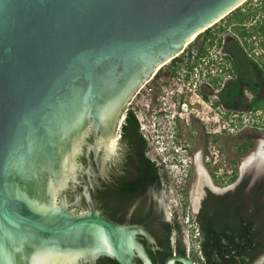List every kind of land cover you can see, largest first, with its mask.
<instances>
[{"label": "water", "instance_id": "1", "mask_svg": "<svg viewBox=\"0 0 264 264\" xmlns=\"http://www.w3.org/2000/svg\"><path fill=\"white\" fill-rule=\"evenodd\" d=\"M243 1L0 0V264H154L143 225L73 214L57 194L81 168L84 117L116 116L138 82ZM176 263L194 261L164 264Z\"/></svg>", "mask_w": 264, "mask_h": 264}, {"label": "flooded vegetation", "instance_id": "2", "mask_svg": "<svg viewBox=\"0 0 264 264\" xmlns=\"http://www.w3.org/2000/svg\"><path fill=\"white\" fill-rule=\"evenodd\" d=\"M255 12V15L249 16L248 11H241L242 23L233 19L230 33L222 44H219L218 40L206 42L201 39L198 42L199 50L195 62H187L180 67L186 68L187 71L182 94H170L175 85L170 82L167 70L162 71L166 62L138 82L127 102L117 110L116 116L111 117L107 112L102 115L96 127L93 118L84 117L85 143L76 157L81 168L76 169L74 177H71L57 194V203L65 198L73 214L91 213L96 210L113 219L112 221L115 219L122 220L125 224L143 225L152 235L148 224L154 225L161 234L165 233L164 224L171 223L177 217L174 218L169 213L164 190L159 189L154 175L144 170L142 157L157 163L162 173L167 170L157 162L154 140L141 130V126L140 134L146 142L144 146L131 127L130 136L124 135L127 114L132 112L137 118L136 111L141 108L149 126L154 120L164 122L175 142L200 141L203 146L206 145L203 154L209 152V147H213L219 163H226L229 173L221 176L212 173L213 184L207 185L213 189L207 187V193L195 212V217L200 216L210 202L213 203L215 216V212L222 209L223 213L227 214L229 224L237 226L246 240L239 250L240 253L253 258L251 264H264V85L258 70H264V41L256 36H248L253 26L264 23V11ZM219 54L229 61L228 69H224V65L219 63ZM257 63L259 67H256ZM254 78L259 80L255 86H259L260 93L249 87ZM239 82L241 91L237 97L235 88ZM246 89L253 94V101L261 99L259 107H251L253 102L248 105L250 103L245 95ZM100 91L109 95L108 86ZM144 92L148 93L149 97L146 107L141 103ZM104 95L101 97L105 98ZM101 97H94L95 101L100 102ZM105 101L106 99L102 103ZM247 107L260 112L251 116V129L229 132L226 135L215 132L221 110H225L224 120L230 121L231 112L240 109L245 111ZM165 108L169 111H165ZM173 111L176 113L174 121L171 117ZM240 136H243V139L238 142L237 138ZM109 139L111 140L108 142ZM224 141H229L228 153L224 149ZM188 146L193 154L192 146ZM260 148L262 150L259 152ZM199 230L202 237L200 226ZM153 237L155 244H149L144 237L138 239L145 246L151 260L149 251L159 250L157 238L154 235ZM172 242L175 243V238ZM185 243L187 252L186 239ZM199 247L202 250L201 245ZM228 249L229 246L223 251L225 259H232L235 264H240L234 255L227 254ZM174 255L181 256L177 253ZM185 257L192 259L194 264H199L196 260L197 254L188 255L187 252ZM135 261L137 264H140L139 261L145 264L139 256ZM206 262L204 260V264H207Z\"/></svg>", "mask_w": 264, "mask_h": 264}, {"label": "trees", "instance_id": "3", "mask_svg": "<svg viewBox=\"0 0 264 264\" xmlns=\"http://www.w3.org/2000/svg\"><path fill=\"white\" fill-rule=\"evenodd\" d=\"M245 8L247 10H245ZM248 11L250 14L249 16L255 15V11H264V0H256L254 2L253 0H248L242 7H239L234 12H232L230 15L225 17L223 20H227V24H232L233 19H235L237 22L242 23V13L241 11ZM252 32L248 34L250 38H253V36H256V38L263 39L264 41V23L258 26H253ZM225 29H219V32H223ZM204 39L207 41H215L218 40L219 44L223 43V40L221 37L218 38L217 34L213 32L212 29L206 30L204 33L200 34L194 42H192L187 50L186 53H188L189 62H191L194 51L199 50L198 42ZM264 46V42L262 43ZM253 49V48H252ZM253 61V59H251ZM178 61H183L181 58H176L173 60V63L175 64ZM254 62V61H253ZM264 65V62L262 63ZM259 64H256V67ZM259 67V66H258ZM260 72L261 80L264 85V70L261 68L258 69ZM259 82V80L256 78L251 80V83H249V87L255 91L260 93L261 90L259 86H255V83ZM241 86L240 82L237 83L235 88L236 96H240ZM260 98H257L255 101H253L251 107H259L260 105ZM127 125L125 126V137L130 136V129L135 130L136 135L139 138V141L141 145L144 146L146 142L144 139H142L141 136V130H140V124L136 118V116L129 112L127 114L126 119ZM179 145H182L180 142H177ZM142 156V155H141ZM143 164H144V170L147 172H151L154 177L156 178L157 184L159 186V189L162 190V182H168V172H161L160 167L155 162H151V160L142 157ZM163 167V165H162ZM99 196H97L98 198ZM211 197H209L210 199ZM207 200V203L209 201ZM213 203L210 202V205L207 206L208 208L204 210V212L200 216L195 217V222L200 226L202 231V237L199 236L195 239V241L198 242L199 245H201L203 253V260H201L197 255V261L199 264H204V260L207 261V264H235V262L232 259H225L223 255V251L227 246H229V249L227 251V254L234 255L240 262V264H251L252 259L249 258V256H246V254H241L239 250L242 249L243 244L246 242V240L241 235L239 229L235 225H231L228 222L227 214L223 213V210H218L215 216L213 210H212ZM113 220V219H112ZM118 224L125 225V223L121 220H115ZM150 231L153 233V235L157 238L159 250L149 251L150 255L152 257V260L154 264H164L166 260L173 256L175 253L181 256H186V243H185V236H184V230L182 223L178 219V217L173 220L169 224H164L165 233L161 234L158 229L154 227V225H147ZM175 238V243L172 242V239ZM200 242V243H199ZM234 247V249H233ZM196 258V257H195ZM140 264H143L141 261H139ZM96 264H119V262L110 257H100L97 260Z\"/></svg>", "mask_w": 264, "mask_h": 264}, {"label": "built area", "instance_id": "4", "mask_svg": "<svg viewBox=\"0 0 264 264\" xmlns=\"http://www.w3.org/2000/svg\"><path fill=\"white\" fill-rule=\"evenodd\" d=\"M215 26V25H214ZM213 26V27H214ZM213 27H210L209 29H213ZM214 32V31H213ZM215 34L218 35V33L214 32ZM225 39V38H224ZM188 46L184 47L183 51L176 55V57H174L173 59L169 60L165 65L162 66V68H165V66H169V72L168 75H170V79L171 77H175L173 80H175L174 83V88L173 90H171L170 94L173 96L175 95H180L182 94V92L184 91V79L186 77L187 71L186 68L183 67V73H180V67L182 65H184L185 63L189 62V57H188V53H186ZM198 55V51H194L193 53V57L191 62L189 63H194L195 62V58ZM176 58H181L183 61H178L175 64L173 63V60ZM219 63H221L222 65H224V69H228L229 66V61H227L224 57V55L219 54V59H218ZM180 68V69H179ZM195 71H198V67L195 68ZM176 75V76H175ZM245 95L246 98L248 100V105H251V103L253 102V94L246 89L245 90ZM131 106V105H130ZM165 111H169V109L165 108ZM251 111V112H249ZM259 110H257L256 112H258ZM254 110L252 111L251 109H247L245 111H242V109L240 110H235L234 112L230 113V121L228 120H224L225 118V110H221V114L218 120V125L216 128V133L219 135H226L229 132L231 133H235V132H239L241 130H245V129H251L253 127V122L250 120L251 116L256 113ZM260 112H258L259 114ZM136 115L137 118L140 122V126H141V130L147 135L150 136L151 138L155 137L156 135L153 134V132H158L159 130L156 129L158 126H162L160 125V123L157 120H154V122H152L151 126H149L148 124H146L145 121V114H144V110L141 108H139L136 111ZM156 116V115H155ZM175 116L176 113L175 111H173L171 117L172 120H175ZM156 118V117H155ZM164 125V124H163ZM151 128V129H149ZM158 137V135H157ZM212 144H210L211 146ZM164 148V147H162ZM166 149V148H165ZM187 152L185 149H183V147H178L175 150V154H167L168 158L171 159V163H173L175 166H177L178 170L181 172H184V176H182V180L179 183V188L182 189V187L186 184L187 182V178H188V171H186V169H184L186 166H189V163H192V161H188L187 158L190 159L189 156H186ZM205 163L208 165H211L212 168V173H214L217 176H221L223 174H228V168L226 166V163L224 165V163H219V158L217 156L216 153H214V149L213 147H209V152L205 155L204 157ZM218 161V164H217ZM161 165L165 166L163 163H161ZM166 182H164V186H165ZM180 207H181V212H177V210L172 209V206L169 204L168 206V211L171 215H173L174 218L178 217V219L180 220V222L185 226L190 227L191 229L189 230H185L184 231V236L185 239L187 240V252L188 255L189 254H197L198 257L203 260V256L199 247L198 242H195V239L198 238L200 236V230L198 225L195 222V219L193 217V215L191 216L190 212H188L186 210V208L184 207V203H182L180 201ZM193 228V229H192Z\"/></svg>", "mask_w": 264, "mask_h": 264}, {"label": "rangeland", "instance_id": "5", "mask_svg": "<svg viewBox=\"0 0 264 264\" xmlns=\"http://www.w3.org/2000/svg\"><path fill=\"white\" fill-rule=\"evenodd\" d=\"M254 2H256V0H253ZM244 5V4H243ZM242 5V6H243ZM240 6V7H242ZM245 10H247L245 8ZM244 10V11H245ZM231 25V24H230ZM230 25L227 24V20H221L220 22H218L214 27H213V31L218 33V38H226L229 35V29H230ZM225 29L223 32H219V29ZM259 39V38H257ZM259 52V50H257ZM257 55V54H255ZM165 69L167 70V72H169V66H165V68H162V71H165ZM180 73H183V69H180ZM175 77H171L170 82L173 83L175 80H173ZM148 87V86H147ZM173 90V88L171 89ZM170 90V92H171ZM148 93L144 92V96L142 97L141 103L143 104V107H146L145 104L147 103L149 97L147 96ZM164 124V125H163ZM160 125H162L161 127L158 126L156 129H158V137L156 135L155 132H153V134H155L156 136L151 138L153 141V145H154V150H155V157L157 162L163 163L164 165H166L165 169L168 172V182L165 184V186L163 187L164 190V194H165V200H166V204H167V209L169 204L172 206V209L177 210V212H181V207H180V201L182 203H184V207L186 208V210L188 212H190L191 216L193 215L194 219H195V212L198 210V207L200 205V203L202 202L203 198L205 197V193H207V187L209 185L204 184L203 182V175H201L200 172V167L199 165H202V168H204V171H206V173L208 174L211 182L213 181L212 179V168L211 165H208L205 163L204 160V155L203 154L206 151V145L203 143H201L200 141L195 142L194 140H191L190 142H181V147H183V149L186 150L187 154L186 156H189V158H187L188 161H192V163H189V166H186L184 169H186V171H188V178H187V182L186 184L182 187V189L179 188V183L182 180V176H184V172H181L178 170L177 166H175L173 163H171V159L168 158L167 156V149L169 146H171L172 143V136L169 133V129L168 125H166L164 122L160 123ZM151 129V128H149ZM243 136H240L237 138V141H241L243 138ZM114 141V140H113ZM113 141H111L110 144L113 143ZM231 141V140H229ZM229 141H224L225 145H224V149L226 150V152L228 153V142ZM177 143V142H176ZM224 143H221L224 144ZM264 143V142H263ZM191 145L192 146V150H193V154L190 153L189 149L190 147L188 146ZM179 145V144H178ZM208 145V144H207ZM164 147V148H162ZM209 150V149H208ZM262 150V148L259 149V152ZM264 150V149H263ZM197 155H200V160H197ZM213 184V183H212ZM210 187V186H209ZM212 188V187H210ZM213 189V188H212ZM183 226V224H182ZM191 229L188 226L183 227V230H189ZM193 229V228H192Z\"/></svg>", "mask_w": 264, "mask_h": 264}, {"label": "bare ground", "instance_id": "6", "mask_svg": "<svg viewBox=\"0 0 264 264\" xmlns=\"http://www.w3.org/2000/svg\"><path fill=\"white\" fill-rule=\"evenodd\" d=\"M245 1H247V0H244L243 2H241V4H243ZM241 4H239V5H241ZM223 17H225V16H223ZM223 17H221L220 19L216 20L214 23L210 24L207 28L203 29L202 31L194 34L193 37L189 40V42L185 45V47L186 46H189L190 45L189 43L194 42V40L200 35V33H202L203 31H205L206 29H208L210 27H213L218 22H220ZM197 160H200V156L197 157ZM199 167H200L201 175H203V182H204V184H207L208 183L209 185L212 186V182H211L209 176L207 175L206 171H204V168H202V165H199Z\"/></svg>", "mask_w": 264, "mask_h": 264}, {"label": "clouds", "instance_id": "7", "mask_svg": "<svg viewBox=\"0 0 264 264\" xmlns=\"http://www.w3.org/2000/svg\"><path fill=\"white\" fill-rule=\"evenodd\" d=\"M168 129V128H167ZM156 134L158 133V132H155ZM169 133H171L170 132V130H169ZM159 134V133H158ZM157 134V135H158ZM155 135V134H154ZM171 135V134H170ZM172 145L171 146H169L168 148H166L167 149V154H175V150H176V148H178V147H180L181 145H178V143H176L175 142V139H174V137L172 138Z\"/></svg>", "mask_w": 264, "mask_h": 264}]
</instances>
